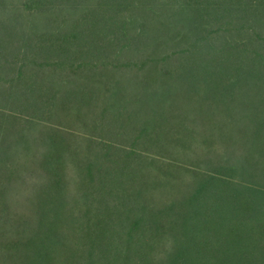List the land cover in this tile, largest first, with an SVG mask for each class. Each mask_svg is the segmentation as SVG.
Masks as SVG:
<instances>
[{"label":"trees","instance_id":"trees-1","mask_svg":"<svg viewBox=\"0 0 264 264\" xmlns=\"http://www.w3.org/2000/svg\"><path fill=\"white\" fill-rule=\"evenodd\" d=\"M0 264H264V0H0Z\"/></svg>","mask_w":264,"mask_h":264}]
</instances>
